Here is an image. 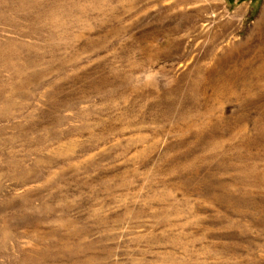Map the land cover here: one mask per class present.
Returning a JSON list of instances; mask_svg holds the SVG:
<instances>
[{"label": "rangeland", "instance_id": "obj_1", "mask_svg": "<svg viewBox=\"0 0 264 264\" xmlns=\"http://www.w3.org/2000/svg\"><path fill=\"white\" fill-rule=\"evenodd\" d=\"M0 264H264V0H0Z\"/></svg>", "mask_w": 264, "mask_h": 264}]
</instances>
